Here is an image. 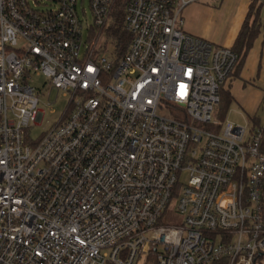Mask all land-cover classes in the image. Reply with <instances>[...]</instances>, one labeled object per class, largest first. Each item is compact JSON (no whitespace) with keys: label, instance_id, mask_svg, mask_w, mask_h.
<instances>
[{"label":"built area","instance_id":"obj_1","mask_svg":"<svg viewBox=\"0 0 264 264\" xmlns=\"http://www.w3.org/2000/svg\"><path fill=\"white\" fill-rule=\"evenodd\" d=\"M191 1L89 0L80 55L78 0H0V264L262 263L261 131L213 119L239 55L184 31ZM38 73L69 102L31 141Z\"/></svg>","mask_w":264,"mask_h":264},{"label":"crops","instance_id":"obj_2","mask_svg":"<svg viewBox=\"0 0 264 264\" xmlns=\"http://www.w3.org/2000/svg\"><path fill=\"white\" fill-rule=\"evenodd\" d=\"M251 3L255 5L253 11L259 8L260 30L224 86L233 97L234 108L246 113L249 120L254 115L260 124H264L261 119L264 109V6L256 0H194L182 10V27L187 33L213 44L231 47ZM252 125V128L256 127L253 122Z\"/></svg>","mask_w":264,"mask_h":264},{"label":"rangeland","instance_id":"obj_3","mask_svg":"<svg viewBox=\"0 0 264 264\" xmlns=\"http://www.w3.org/2000/svg\"><path fill=\"white\" fill-rule=\"evenodd\" d=\"M43 1H45L46 4H50L51 0H29L30 4L36 5L38 8H45L46 5H44ZM197 1L205 2L208 0H197ZM119 8L120 7H118L117 5L115 12ZM77 11L80 15V18L83 20L82 45L80 49L81 52L80 55H82L83 53L82 50L84 49V45L87 44V41H89V38L91 37V35H89L88 23H91L93 16L89 5V0H82V1L78 0ZM112 23L113 20L108 24V26L106 27V32L104 31L102 35H108L109 27L112 25ZM31 83L36 87L38 92L39 89L42 90V93H39L40 101L38 107H40L44 111L42 122L40 124H32L28 130L29 139L31 141H35L41 136L43 131L49 129L59 119V117L61 116V114L63 113L64 109L66 108L69 102V94L66 95L62 90H57L56 88L49 90L50 88H49L48 79L42 73L33 74ZM232 104L233 103L229 104V107L227 108L224 116V120L231 121L236 124L245 125L247 129L251 128L253 125L251 120H249V118L247 117L246 113H244L243 111L237 108H234ZM213 119H217L215 113H213ZM261 119L264 120V109L261 111ZM185 177L186 175L183 174L180 181L183 182ZM150 258L151 259H149L148 264H155L152 256ZM261 262H262L261 264H264V259H262ZM138 264H142V262L139 261Z\"/></svg>","mask_w":264,"mask_h":264},{"label":"trees","instance_id":"obj_4","mask_svg":"<svg viewBox=\"0 0 264 264\" xmlns=\"http://www.w3.org/2000/svg\"><path fill=\"white\" fill-rule=\"evenodd\" d=\"M254 3H251L250 9L247 13V16L242 23V26L236 36V39L231 46L239 55L238 61L235 65V70L241 64L244 55L246 54L248 48L251 46L254 38L257 36L260 30V23H259V8L254 9ZM253 15V16H252ZM122 18H123V5L117 10L114 16V20L112 25L109 27V35L117 39L116 41L119 44V54H122L126 48L128 42V35L125 30L122 28ZM233 97L227 87L222 85L220 87V100L217 103L214 113L216 114L218 121H224V116L226 113L229 104L231 103ZM250 119L254 123V126L260 129L261 131V139H260V147L261 150L264 151V124H260L258 121V117L252 115ZM219 125V124H218ZM219 127V126H218ZM263 217H264V191H263Z\"/></svg>","mask_w":264,"mask_h":264}]
</instances>
